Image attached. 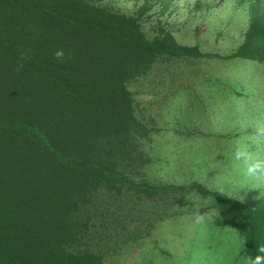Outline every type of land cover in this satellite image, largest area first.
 <instances>
[{"label": "trees", "instance_id": "obj_1", "mask_svg": "<svg viewBox=\"0 0 264 264\" xmlns=\"http://www.w3.org/2000/svg\"><path fill=\"white\" fill-rule=\"evenodd\" d=\"M171 1L157 0L160 16ZM240 1V42L220 55L181 46L160 20L146 32L149 0L131 14L102 0H0V264H106L128 223L149 226L144 197L190 191L213 198L249 264H264V195L149 183L152 130L129 89L162 59L264 66V0Z\"/></svg>", "mask_w": 264, "mask_h": 264}, {"label": "rangeland", "instance_id": "obj_2", "mask_svg": "<svg viewBox=\"0 0 264 264\" xmlns=\"http://www.w3.org/2000/svg\"><path fill=\"white\" fill-rule=\"evenodd\" d=\"M144 1L102 3L131 14ZM149 2L153 17L144 23L146 32L160 20L181 46L202 52H231L247 23L240 0H172L162 16L161 3ZM228 62L162 59L129 84L136 116L152 130L146 145L149 183H198L246 204L264 195V66ZM143 199L137 208L149 226L128 223L126 233L138 236L129 243L126 233L116 236L106 264L250 263L243 237L224 224L213 198L190 191Z\"/></svg>", "mask_w": 264, "mask_h": 264}]
</instances>
